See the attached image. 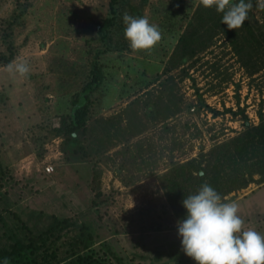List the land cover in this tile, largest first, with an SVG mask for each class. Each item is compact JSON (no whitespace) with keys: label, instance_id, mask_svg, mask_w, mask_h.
Returning a JSON list of instances; mask_svg holds the SVG:
<instances>
[{"label":"rangeland","instance_id":"374dc122","mask_svg":"<svg viewBox=\"0 0 264 264\" xmlns=\"http://www.w3.org/2000/svg\"><path fill=\"white\" fill-rule=\"evenodd\" d=\"M245 2L243 27L228 30L199 0H0V251L55 215L72 226L40 264L69 262L81 224L102 263L195 264L162 182L215 169L218 146L264 127V0ZM125 13L147 17L161 41L134 52ZM17 58L25 79L4 70ZM94 65L86 157L69 158L59 130ZM249 176L222 198L264 234V174Z\"/></svg>","mask_w":264,"mask_h":264},{"label":"trees","instance_id":"16d2710c","mask_svg":"<svg viewBox=\"0 0 264 264\" xmlns=\"http://www.w3.org/2000/svg\"><path fill=\"white\" fill-rule=\"evenodd\" d=\"M217 14L216 21L219 26L226 27L221 23L222 14ZM100 73V69L94 65L90 80L83 86L81 93L74 97L71 113L62 121L59 131L63 137V150L69 158L85 159L86 157L82 141L86 137L87 122L91 117L89 95L100 84L102 79ZM253 129L254 133L244 132L234 138L230 143L233 145L232 148L229 147L230 145L218 146L215 169L207 171L205 167L199 168L195 176L191 175L190 171L184 173L174 171L172 179L163 180L162 188L168 196V202L178 221L186 218V210L182 207L183 199L195 194L202 184L208 183L222 196L238 188L246 187L251 181V176L244 179L246 172L264 174V127ZM180 169L183 170L182 166ZM178 177L181 179L179 180ZM70 226L72 222L68 218L60 219L55 215L47 216V222L41 226L35 223L33 229L23 225L28 232L26 240L16 241L9 251H0V264H40L42 247L52 238L58 239L60 232ZM92 242L93 234L90 226L81 224L77 234L71 237L69 245L72 257L66 264H105L91 252Z\"/></svg>","mask_w":264,"mask_h":264},{"label":"clouds","instance_id":"9594fccd","mask_svg":"<svg viewBox=\"0 0 264 264\" xmlns=\"http://www.w3.org/2000/svg\"><path fill=\"white\" fill-rule=\"evenodd\" d=\"M199 3L222 14L221 23L228 30L243 27L252 8L245 0H199ZM122 19L124 38L134 52L150 51L161 41L159 27L147 17L125 13ZM4 70L21 79L30 73L28 62L21 58ZM182 207L186 218L177 221L178 236L184 254L195 264H264V234L254 228L245 229L237 202H225L221 194L204 183L195 194L183 199Z\"/></svg>","mask_w":264,"mask_h":264},{"label":"built area","instance_id":"2783aa9c","mask_svg":"<svg viewBox=\"0 0 264 264\" xmlns=\"http://www.w3.org/2000/svg\"><path fill=\"white\" fill-rule=\"evenodd\" d=\"M53 169L51 166L45 167V172H51Z\"/></svg>","mask_w":264,"mask_h":264}]
</instances>
